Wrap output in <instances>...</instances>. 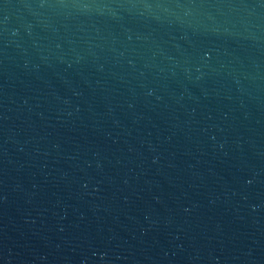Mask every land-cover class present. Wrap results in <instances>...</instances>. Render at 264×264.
<instances>
[{
  "label": "water",
  "instance_id": "water-1",
  "mask_svg": "<svg viewBox=\"0 0 264 264\" xmlns=\"http://www.w3.org/2000/svg\"><path fill=\"white\" fill-rule=\"evenodd\" d=\"M0 264H264V0H0Z\"/></svg>",
  "mask_w": 264,
  "mask_h": 264
}]
</instances>
